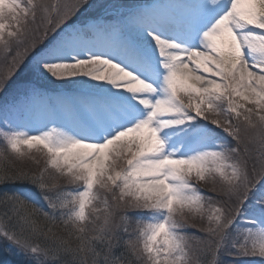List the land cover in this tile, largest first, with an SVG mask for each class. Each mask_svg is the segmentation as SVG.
I'll use <instances>...</instances> for the list:
<instances>
[{"label": "snow or ice", "instance_id": "6c2138e0", "mask_svg": "<svg viewBox=\"0 0 264 264\" xmlns=\"http://www.w3.org/2000/svg\"><path fill=\"white\" fill-rule=\"evenodd\" d=\"M0 141V264H264V0H0Z\"/></svg>", "mask_w": 264, "mask_h": 264}, {"label": "rangeland", "instance_id": "374dc122", "mask_svg": "<svg viewBox=\"0 0 264 264\" xmlns=\"http://www.w3.org/2000/svg\"><path fill=\"white\" fill-rule=\"evenodd\" d=\"M27 154L23 158H18L14 154H9L10 162L14 163L15 167L23 168L25 170H30L33 172H38L40 168L44 166V156L42 153L38 152L37 150H26ZM35 161H39V164H37ZM247 212H245V215ZM206 223V221H205ZM188 224L193 225L194 227H188L186 229L187 234L192 235H200L201 233L197 232L198 227H202L203 224L199 217L195 218H189ZM59 230V229H57Z\"/></svg>", "mask_w": 264, "mask_h": 264}]
</instances>
